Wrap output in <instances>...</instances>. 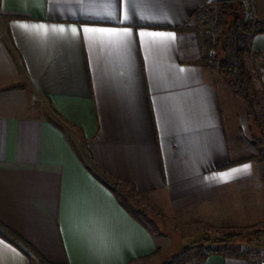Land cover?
<instances>
[{
  "label": "crops",
  "instance_id": "obj_1",
  "mask_svg": "<svg viewBox=\"0 0 264 264\" xmlns=\"http://www.w3.org/2000/svg\"><path fill=\"white\" fill-rule=\"evenodd\" d=\"M108 3L0 0V221L54 264H140L160 246L104 172L201 225L247 228L264 215L260 167L241 147L244 101L201 62L191 28L208 0H116L115 20ZM85 27L129 28L131 43H89ZM141 32L175 39L145 43ZM245 39L249 90L264 99V32ZM211 246L189 264H256ZM0 264L44 263L0 237Z\"/></svg>",
  "mask_w": 264,
  "mask_h": 264
},
{
  "label": "rangeland",
  "instance_id": "obj_2",
  "mask_svg": "<svg viewBox=\"0 0 264 264\" xmlns=\"http://www.w3.org/2000/svg\"><path fill=\"white\" fill-rule=\"evenodd\" d=\"M241 2H243L244 8L242 12L246 17L259 19L260 15L264 14L260 9L258 0H241ZM204 9L208 10L212 17L217 18L221 22L228 21L231 16L230 12L222 7L220 0H208ZM190 24L197 35L202 37L205 52V40L207 39L209 28L202 20H196L195 17L192 18ZM243 38L248 45L245 35ZM246 58L247 56L243 60V67L247 79H249L248 84H250L248 73L251 72L253 77L255 73L250 63L246 62ZM257 92L251 88L253 95ZM256 96L259 104L261 103V106L258 104L257 108L261 114V117L259 116L260 125L256 124L251 117H248L246 112L247 122L244 129L239 133L243 138L241 147L245 148L246 159L257 162L261 170L262 182H264V99L261 98L260 94ZM118 197L124 205L136 211L135 213L154 231L160 241L159 253L140 264H163L166 261L176 264L183 257L184 246L189 248L191 260L186 263L189 264L196 260L195 254L205 252L207 248L212 247L207 246L208 240L205 238H221L224 234L238 232L241 235L228 245H233L237 251H245L247 258H250L256 264H259L257 260L258 253H264V215L261 218L252 220V225L247 228H216L205 224L201 225L185 218L180 219L176 216L178 215L177 212L168 210L171 209L168 204H165V208H161L157 204H153L150 198L136 194L127 185L120 184ZM159 199L162 201V197Z\"/></svg>",
  "mask_w": 264,
  "mask_h": 264
},
{
  "label": "trees",
  "instance_id": "obj_3",
  "mask_svg": "<svg viewBox=\"0 0 264 264\" xmlns=\"http://www.w3.org/2000/svg\"><path fill=\"white\" fill-rule=\"evenodd\" d=\"M222 7L230 12L228 21L221 22L212 17L208 10L200 8L196 10L194 16L197 20H202L209 28L207 39L205 40V52L201 62L219 71L225 78L230 80L235 93L244 101L248 117H251L256 124H259L258 98L249 90L247 75L243 67V60L249 54L248 45L244 41V35L264 32V19L246 17L243 14V2L241 0L222 1ZM234 1V2H230ZM260 125V124H259ZM233 162H230V164ZM104 175V177H103ZM101 181L116 195L119 194V186L122 182L112 179L109 174H102ZM241 233L224 234L223 237L205 238L208 240L207 246L222 245V252L227 256L247 258L245 251H237L228 244L233 242ZM0 237L19 249L26 256L37 257L44 264H54L45 260L38 251L22 236L6 226L0 221ZM195 254L196 260L205 257L207 251ZM159 253V249L150 254L142 256L143 259H150ZM191 260L189 248L184 246L183 257L176 264H186ZM163 264H172L164 262Z\"/></svg>",
  "mask_w": 264,
  "mask_h": 264
},
{
  "label": "snow or ice",
  "instance_id": "obj_4",
  "mask_svg": "<svg viewBox=\"0 0 264 264\" xmlns=\"http://www.w3.org/2000/svg\"><path fill=\"white\" fill-rule=\"evenodd\" d=\"M131 0H125V3H130ZM116 3V0H110V3L104 5V12L103 15L108 16L111 19H116V12L108 10ZM131 14H134L131 13ZM97 15H101V13H97ZM122 17L124 21L129 20L130 18V11L129 9L125 8L122 11ZM121 22V21H117ZM22 28H33L36 31H42L44 33H47L49 31L48 27L45 25H20ZM71 33L73 35L78 34V29L73 27L70 29ZM51 32L53 33H65L66 29L64 27H53L51 28ZM82 32L85 34L86 39L89 41V43L95 44V43H104L108 45L118 46V47H124L126 48L130 43L132 39V32L129 28H90L85 27L82 29ZM139 36L142 37L145 41V43H157L162 42L166 40H172L175 39V37L171 34H164V33H151V32H141L139 33ZM249 165H245L242 169H234L232 172H228L223 174L222 178L227 180L229 177H231L234 173L237 172H246L249 169Z\"/></svg>",
  "mask_w": 264,
  "mask_h": 264
},
{
  "label": "built area",
  "instance_id": "obj_5",
  "mask_svg": "<svg viewBox=\"0 0 264 264\" xmlns=\"http://www.w3.org/2000/svg\"><path fill=\"white\" fill-rule=\"evenodd\" d=\"M257 260L259 261V264H264V253H258Z\"/></svg>",
  "mask_w": 264,
  "mask_h": 264
},
{
  "label": "water",
  "instance_id": "obj_6",
  "mask_svg": "<svg viewBox=\"0 0 264 264\" xmlns=\"http://www.w3.org/2000/svg\"><path fill=\"white\" fill-rule=\"evenodd\" d=\"M222 1H229V0H222Z\"/></svg>",
  "mask_w": 264,
  "mask_h": 264
}]
</instances>
